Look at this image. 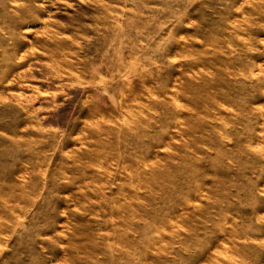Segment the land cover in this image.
I'll return each mask as SVG.
<instances>
[{"label": "rangeland", "instance_id": "1", "mask_svg": "<svg viewBox=\"0 0 264 264\" xmlns=\"http://www.w3.org/2000/svg\"><path fill=\"white\" fill-rule=\"evenodd\" d=\"M0 264H264V0H0Z\"/></svg>", "mask_w": 264, "mask_h": 264}]
</instances>
